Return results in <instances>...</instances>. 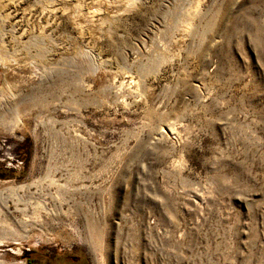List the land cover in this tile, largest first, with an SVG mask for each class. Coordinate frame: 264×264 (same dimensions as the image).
Returning <instances> with one entry per match:
<instances>
[{
	"label": "rangeland",
	"instance_id": "obj_1",
	"mask_svg": "<svg viewBox=\"0 0 264 264\" xmlns=\"http://www.w3.org/2000/svg\"><path fill=\"white\" fill-rule=\"evenodd\" d=\"M0 264H264V0H0Z\"/></svg>",
	"mask_w": 264,
	"mask_h": 264
},
{
	"label": "bare ground",
	"instance_id": "obj_2",
	"mask_svg": "<svg viewBox=\"0 0 264 264\" xmlns=\"http://www.w3.org/2000/svg\"><path fill=\"white\" fill-rule=\"evenodd\" d=\"M33 207V206H32ZM34 211L36 212H41V211H46L48 214H53V211H51V209H48L45 205L38 203L35 207H33ZM49 210L51 212H49ZM26 216V218H22V219H18V222L20 224V229L24 228V231H29L31 228H35L36 226H40L41 227V223H39L36 218H31L29 217L28 214L24 213V217ZM28 217V218H27ZM11 241H17L16 239L13 238H9Z\"/></svg>",
	"mask_w": 264,
	"mask_h": 264
}]
</instances>
